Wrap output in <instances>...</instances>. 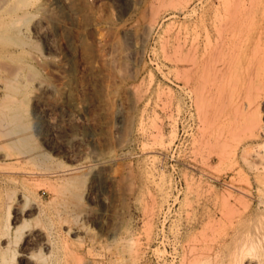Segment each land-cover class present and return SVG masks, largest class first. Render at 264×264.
Returning a JSON list of instances; mask_svg holds the SVG:
<instances>
[{
	"label": "rangeland",
	"instance_id": "obj_1",
	"mask_svg": "<svg viewBox=\"0 0 264 264\" xmlns=\"http://www.w3.org/2000/svg\"><path fill=\"white\" fill-rule=\"evenodd\" d=\"M263 70L264 0H0V264H264Z\"/></svg>",
	"mask_w": 264,
	"mask_h": 264
},
{
	"label": "bare ground",
	"instance_id": "obj_2",
	"mask_svg": "<svg viewBox=\"0 0 264 264\" xmlns=\"http://www.w3.org/2000/svg\"><path fill=\"white\" fill-rule=\"evenodd\" d=\"M2 7V6H1ZM264 71V70H263ZM263 93H264V91H263ZM1 102V101H0ZM1 104V103H0ZM5 105H6V103H5ZM11 106V105H10ZM1 107V106H0ZM2 110V109H1ZM7 115V114H6ZM4 116H5V114H4ZM2 117V116H1ZM4 119V118H3ZM1 120V119H0ZM18 120V119H17ZM6 127V126H5ZM14 135V134H13ZM23 154V153H22ZM24 155V154H23ZM22 155V156H23ZM20 159V158H19ZM28 159V158H27ZM26 158H25V160L26 161H29V160H27ZM18 162H19V160H17ZM3 163H5V162H3ZM5 164H7V163H5ZM96 164V163H95ZM1 169V168H0ZM5 172V171H4ZM3 172V173H4ZM13 172V171H12ZM2 173V172H1ZM8 173V172H7ZM22 173V172H21ZM24 173H26V172H24ZM28 173V172H27ZM32 173V172H31ZM17 174V173H16ZM27 175H30V172H29V174H27ZM33 175H34V173H33ZM16 177V176H15ZM12 179V178H11ZM14 181H16V180H14ZM5 182V181H4ZM26 195V194H25ZM20 196V195H19ZM17 197V196H16ZM8 198V197H7ZM12 199V198H11ZM10 199V200H11ZM20 199V198H19ZM8 201V200H7ZM14 201V200H13ZM19 201V200H18ZM10 202V201H9ZM7 208H6V214H9V213H11V211H10V207H11V204H8V206H6ZM17 209V208H16ZM37 210V209H36ZM16 211V210H15ZM14 211V212H15ZM23 210L21 209V212H22ZM29 214V213H28ZM5 217V216H4ZM4 217L2 218V220L4 219ZM2 220H0V228H1V231L3 230V231H9V230H11L12 228H13V223L8 219L7 221H5V222H2ZM4 221V220H3ZM0 231V232H1ZM1 235H0V244H2L3 242H2V240H4V239H6L5 238V233L4 232H2V233H0ZM38 236V235H37ZM7 244V243H6ZM6 244L3 246V248H2V250H4V253L7 251L8 252V250H9V248L6 246Z\"/></svg>",
	"mask_w": 264,
	"mask_h": 264
}]
</instances>
